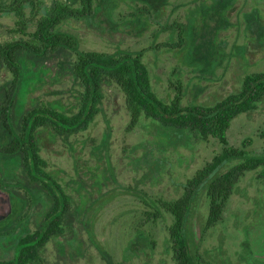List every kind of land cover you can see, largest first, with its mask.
Segmentation results:
<instances>
[{
    "label": "rangeland",
    "instance_id": "rangeland-1",
    "mask_svg": "<svg viewBox=\"0 0 264 264\" xmlns=\"http://www.w3.org/2000/svg\"><path fill=\"white\" fill-rule=\"evenodd\" d=\"M38 1L36 13L24 8L27 31L16 28L14 13L0 11V47L12 46L19 71L14 86L0 63V102L5 91L14 90L16 125L41 105L67 115L78 111L83 88L74 65L85 51L122 56L146 49L143 63L155 93L169 102L180 81L185 105L220 101L240 91L246 76L264 73V0H93L91 16L60 26L69 42L45 48L30 40L35 20L72 0ZM10 2L0 0V6ZM82 2L87 0H75L72 8H82ZM25 42L57 50L39 56L24 49ZM103 93L101 113L87 131L67 138L38 133L46 169L70 196L73 212L72 227L48 243L42 264H174L168 232L173 217L155 202L181 197L183 185L222 146L146 119L128 131L123 93L109 83ZM263 128L264 101L233 121L229 144L244 148L251 140L246 150L261 157ZM22 185L6 189L13 204L12 217L0 222L6 259L13 257L17 238L34 231L49 208L45 193ZM157 209L161 215L153 221L148 214ZM208 210L207 197L198 193L186 225L191 251L204 264H264V167L241 177L223 220L205 230Z\"/></svg>",
    "mask_w": 264,
    "mask_h": 264
},
{
    "label": "trees",
    "instance_id": "trees-1",
    "mask_svg": "<svg viewBox=\"0 0 264 264\" xmlns=\"http://www.w3.org/2000/svg\"><path fill=\"white\" fill-rule=\"evenodd\" d=\"M74 2L75 0H72L66 2L68 5L56 6L54 11L48 12V16L35 20L36 28L30 32L31 42L38 43L43 48L67 44L69 38L62 34L60 26L72 19L84 20L92 14L93 0L82 2V8L78 9L72 8ZM26 6H31L32 11L36 13L39 1L12 0L0 6V11L14 13L17 17L16 28L27 31L28 20L26 21L24 13ZM170 27L172 26L168 28ZM32 43L25 42L24 49L39 56H49L57 50L51 49L47 52ZM145 51L146 49L141 50L138 55L122 56L93 51L80 53L74 65L75 76L83 88L78 111L73 115H67L41 105L27 113L19 125L15 123V153L19 165L23 172L25 167L28 168V185L34 186L36 192L46 194L49 208L34 231H28L17 238L13 257L1 259L0 264H42V253L48 243L72 227L70 196L46 169L48 164L40 153L38 133L41 130H49L60 138H67L87 131L101 113L104 83L116 85L123 93L130 116L128 131L134 130L142 119H146L164 130L174 133L186 132L196 135L203 141L212 138L221 144V152L183 185L184 193L181 197L173 201L155 202L161 210L173 217L168 232L174 264H204L201 257L191 251L188 243L186 234L188 217L196 195L203 192L209 202L204 229L215 228L223 220L224 211L241 177L264 167V155L253 157L246 150L251 145V140L244 142V148H235L229 144L228 139V131L233 121L242 114L255 111L258 104L264 101V73L246 76L240 91L209 105H185L183 102L185 95L181 82L178 81L175 97L167 102L159 98L153 90L150 71L143 63ZM0 63L12 74L14 86L17 85L19 71L15 67L11 45L3 44L0 47ZM4 93V101L1 102L2 116L7 118L11 107L14 111L11 102L14 90ZM261 137L264 139V128ZM148 215L155 221L161 214L157 209ZM11 217L12 215L8 219ZM6 251L10 252L12 249Z\"/></svg>",
    "mask_w": 264,
    "mask_h": 264
},
{
    "label": "flooded vegetation",
    "instance_id": "flooded-vegetation-1",
    "mask_svg": "<svg viewBox=\"0 0 264 264\" xmlns=\"http://www.w3.org/2000/svg\"><path fill=\"white\" fill-rule=\"evenodd\" d=\"M11 107L9 115L4 118L3 107L0 102V189L5 190L23 183L26 186L29 182L28 168L25 171L17 163L16 147V126ZM4 251L0 252V260L3 259Z\"/></svg>",
    "mask_w": 264,
    "mask_h": 264
},
{
    "label": "water",
    "instance_id": "water-1",
    "mask_svg": "<svg viewBox=\"0 0 264 264\" xmlns=\"http://www.w3.org/2000/svg\"><path fill=\"white\" fill-rule=\"evenodd\" d=\"M13 214L11 196L5 190L0 189V222L7 220Z\"/></svg>",
    "mask_w": 264,
    "mask_h": 264
}]
</instances>
